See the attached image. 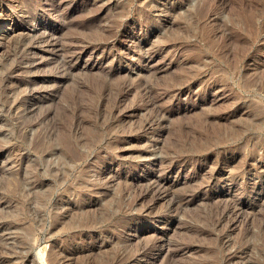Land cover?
I'll return each instance as SVG.
<instances>
[{"label":"rangeland","instance_id":"1","mask_svg":"<svg viewBox=\"0 0 264 264\" xmlns=\"http://www.w3.org/2000/svg\"><path fill=\"white\" fill-rule=\"evenodd\" d=\"M12 1L32 19L0 29V264H264V0ZM164 177L200 195L170 221L137 200Z\"/></svg>","mask_w":264,"mask_h":264},{"label":"bare ground","instance_id":"2","mask_svg":"<svg viewBox=\"0 0 264 264\" xmlns=\"http://www.w3.org/2000/svg\"><path fill=\"white\" fill-rule=\"evenodd\" d=\"M24 2H26L27 4L30 2V0H22ZM12 2H15V7L16 8H21L22 7V2L21 0H13ZM23 2V3H24ZM25 3V4H26ZM13 7V5H12ZM13 7V8H15ZM26 8V7H25ZM17 10V9H15ZM24 11V10H23ZM16 12V11H15ZM11 13V14H7V15H4V16H0V29L2 27H4L5 25L7 24H12L14 22H17V23H22V20H25V21H30L32 19V15L28 12H23V14H20V13ZM17 14V15H16ZM8 20H10V22H8ZM241 20V19H240ZM24 21V22H25ZM242 21V20H241ZM243 22V21H242ZM250 24V23H249ZM253 25V23H251ZM246 26H248V24H246ZM251 26V25H249ZM254 27V26H253ZM252 27V28H253ZM246 28V27H245ZM251 28V29H252ZM257 29V28H256ZM255 30V29H254ZM88 31V30H87ZM254 32V31H253ZM211 33V32H210ZM17 34V33H15ZM217 34V33H216ZM224 34V33H223ZM20 35V34H19ZM3 36V33H0V47L2 46L3 42H2V37ZM227 37L229 35H226ZM246 36V35H245ZM230 37V36H229ZM233 41V40H232ZM241 41V40H240ZM239 41V42H240ZM243 41V40H242ZM241 41V43H242ZM57 42V41H56ZM55 42V43H56ZM54 43V41H53ZM58 43V42H57ZM58 46V45H57ZM216 47V46H215ZM55 50L57 48H54ZM240 49V48H239ZM243 49V48H242ZM232 56V55H231ZM250 59V58H249ZM65 65V64H64ZM70 66L68 64H66L63 69L61 71H58L57 74L59 73H63L61 75H59L60 77L62 78H67V76L70 75ZM63 75V76H62ZM126 90V89H125ZM118 93V92H117ZM114 94V93H113ZM124 94V93H123ZM116 95V94H115ZM114 95V96H115ZM113 96V95H112ZM119 96V95H118ZM116 99V97H115ZM118 99V98H117ZM152 100V99H150ZM118 101V100H117ZM154 101V100H153ZM116 102V101H115ZM114 102V103H115ZM156 103V102H155ZM135 105V104H134ZM154 105V104H153ZM133 107V106H132ZM131 107V108H132ZM136 108V107H135ZM157 108V107H156ZM155 110V109H154ZM228 110V109H227ZM241 110V109H240ZM160 111V110H159ZM167 111V110H166ZM237 111V110H236ZM239 111V110H238ZM134 112V111H133ZM235 112V111H234ZM238 113V112H237ZM240 113V112H239ZM229 114V113H228ZM149 117V116H148ZM125 118V117H124ZM129 118V117H128ZM234 118V117H233ZM112 121V120H111ZM211 121V120H210ZM218 121V120H217ZM259 122V121H258ZM242 123V122H241ZM135 126V125H134ZM143 126L144 127H147V128H151L152 126V123L150 121H146L143 123ZM232 126V125H231ZM25 126H23L24 128ZM39 127V126H38ZM233 127V126H232ZM108 128V127H106ZM146 128V129H147ZM216 129V128H215ZM102 130V129H101ZM141 130V129H140ZM217 130V129H216ZM242 130V129H241ZM128 132V131H127ZM40 135H43V131L40 130L37 134L38 137H40ZM123 135V134H122ZM126 136V135H125ZM204 136V135H202ZM212 136V135H211ZM132 137V136H131ZM134 137V136H133ZM140 137V136H139ZM177 137V136H176ZM184 137V136H183ZM41 138V137H40ZM112 138V137H111ZM129 138V137H128ZM202 138V137H201ZM101 139V138H100ZM198 139V137L196 136V140ZM213 139V138H212ZM212 139H210V141H208L209 143L207 144H201V146H199V149L200 150H210L211 146L213 145V141ZM224 139V138H223ZM15 140V139H14ZM175 140V139H174ZM200 140V139H199ZM67 141V140H66ZM181 141V140H180ZM225 141V140H224ZM235 141V140H234ZM237 141V140H236ZM199 142V141H198ZM45 143V142H44ZM260 143V142H259ZM38 145L41 147L43 145V140L42 142H40V140H38V143H37V147ZM180 145V144H179ZM229 145V144H228ZM216 146V145H215ZM232 146V145H231ZM39 147V148H40ZM122 147V145H121ZM192 147V146H191ZM214 147V146H213ZM219 147V146H218ZM196 148V147H194ZM8 149L11 150L12 154L16 151H19L18 150V146L16 145L15 142H10L8 144ZM119 149V148H118ZM185 149V148H184ZM216 151V149H215ZM193 152V151H192ZM199 152V151H198ZM163 153V152H162ZM193 154V153H192ZM198 154V153H197ZM201 154V153H200ZM192 156V155H191ZM197 156V155H196ZM187 157H188V154L184 151H182L180 148L179 149H174L173 151L171 152H168L167 153V159L165 160V162H161L159 161L158 164L160 166H165V168L167 170H170L174 167H177V166H180L181 164L185 163V161L187 160ZM219 159V158H218ZM12 163H16L17 161H19V157H16V156H12L11 157V160H10ZM218 161V160H217ZM157 164V165H158ZM213 164V163H212ZM216 164V163H214ZM247 164V163H246ZM250 165V164H249ZM218 167V166H217ZM207 168V167H206ZM215 170V169H214ZM158 171V170H157ZM239 171V170H238ZM244 171V170H243ZM195 172V171H194ZM219 173V172H218ZM244 173V172H243ZM246 173V172H245ZM227 174V173H226ZM201 176V175H200ZM155 177V176H154ZM170 177V176H169ZM229 176H227L228 178ZM237 177V176H236ZM215 178V177H214ZM199 179V178H198ZM232 179V178H231ZM235 179V178H234ZM213 180V179H212ZM224 180V179H223ZM175 181V180H174ZM227 181V180H225ZM233 182V181H232ZM32 182L30 181V184ZM34 183V182H33ZM178 183V182H177ZM203 183V182H202ZM205 186L206 183H204ZM40 185V184H39ZM152 185V184H150ZM181 185V183H180ZM201 184H199L198 186H200ZM229 185V184H228ZM195 186V185H194ZM205 186H201V189H203L202 187H205ZM209 186V185H208ZM235 187V186H234ZM240 188V187H239ZM217 189V188H216ZM212 190V189H211ZM139 191V190H137ZM175 191H178V192H175ZM209 192V191H208ZM136 193V192H135ZM195 191L194 189L191 187V186H186L180 190H176V189H173V187L171 186V183L169 182V180L164 177V178H159V179H156V184L153 185L152 187H146L144 188L142 191H140V194H139V198H137V200L139 199L140 201L142 200H145V201H149V205H148V208L150 209H157V211H159L160 213H162V218H164L165 221H170V214L172 212H176L177 210H179L181 208V206L187 202V198H192V199H197V198H200V195H195ZM204 193V192H203ZM137 194V193H136ZM213 195V194H212ZM217 195V193L215 194ZM87 196V195H86ZM91 198V197H90ZM210 198V197H209ZM212 198H215V196H213ZM85 199V198H84ZM191 199V200H192ZM234 199V198H233ZM238 199V198H237ZM204 200V199H203ZM211 200V199H209ZM88 201V200H87ZM221 201V200H220ZM240 201V200H239ZM66 202V201H65ZM136 202V201H135ZM212 203V202H211ZM230 203V202H229ZM237 203V202H236ZM68 204V203H67ZM228 205V204H227ZM231 205V204H230ZM80 206V205H79ZM221 206V205H220ZM238 206V205H237ZM88 207V206H87ZM213 207V206H212ZM222 207V206H221ZM228 209V208H227ZM147 210V209H146ZM145 210V211H146ZM154 210V209H153ZM58 211V210H57ZM151 212H153L152 210H150ZM223 211V210H222ZM156 214L158 212H155ZM227 213H229V211H227ZM71 214V213H70ZM69 214V215H70ZM75 214V213H73ZM218 214V213H217ZM78 215V213H77ZM215 215H216V212H215ZM214 216V214H213ZM226 216V215H225ZM68 217V216H67ZM83 217V216H82ZM153 217V216H152ZM160 218V217H159ZM229 218V217H228ZM79 219V218H78ZM215 220V219H214ZM213 221V220H212ZM232 221V220H231ZM234 222V221H233ZM87 224H89L87 221H81V223L79 224L81 227H85L87 226ZM262 224V223H261ZM66 225V224H65ZM264 225V224H262ZM220 226V225H218ZM217 227V226H216ZM262 227V226H261ZM127 228V227H126ZM220 228V227H219ZM85 229V228H84ZM218 229V228H217ZM78 231V230H77ZM208 231V230H207ZM89 234V233H88ZM224 234V233H223ZM214 235V234H213ZM248 235V234H247ZM87 236V235H86ZM165 235H162V234H156V235H153V238L151 240V242L147 245H144L142 247H139L141 250L140 252V257L139 258H135L133 257V260L135 261V263L137 262H141V260H144L146 259L149 254L152 252V251H155L156 253H160L161 256H162V253L164 251L167 252L166 250V247H167V244L165 242V238H164ZM92 237V236H91ZM73 238V237H72ZM224 239V238H223ZM167 241V240H166ZM84 242V241H83ZM142 244V243H141ZM140 244V245H141ZM57 245V244H56ZM80 245V243H79ZM88 246V245H87ZM128 246V245H127ZM83 247V246H82ZM106 247V246H105ZM117 248V247H116ZM190 248V247H189ZM63 249V248H62ZM61 249V250H62ZM79 249V248H78ZM84 249V248H83ZM90 249V248H89ZM245 249V248H244ZM79 251V250H78ZM134 251V250H133ZM60 253V252H59ZM64 254L63 250L60 254ZM170 253V252H169ZM172 253V252H171ZM175 253V252H174ZM60 254H57V253H52V252H49L48 255H47V259H46V262H48V264H63L64 261H62L61 257H59ZM81 254V253H80ZM173 254V253H172ZM65 255V254H64ZM69 255V254H67ZM114 257L115 258V262L119 263L121 262L122 260H120L121 258V255L118 251L115 252L114 254ZM246 256V255H245ZM249 256V255H248ZM94 260V259H93ZM231 261V260H230ZM107 262V261H106ZM123 262V261H122ZM145 263V261H144ZM105 264V262H104ZM127 264V263H126Z\"/></svg>","mask_w":264,"mask_h":264}]
</instances>
